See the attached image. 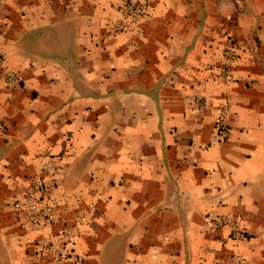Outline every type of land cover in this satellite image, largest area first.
<instances>
[{
	"label": "crops",
	"instance_id": "crops-1",
	"mask_svg": "<svg viewBox=\"0 0 264 264\" xmlns=\"http://www.w3.org/2000/svg\"><path fill=\"white\" fill-rule=\"evenodd\" d=\"M123 1L0 3V264L63 229L66 264H264V0ZM35 175L53 224L12 209Z\"/></svg>",
	"mask_w": 264,
	"mask_h": 264
},
{
	"label": "built area",
	"instance_id": "built-area-1",
	"mask_svg": "<svg viewBox=\"0 0 264 264\" xmlns=\"http://www.w3.org/2000/svg\"><path fill=\"white\" fill-rule=\"evenodd\" d=\"M4 0H0V3ZM123 16L118 19L114 25L115 32L127 30L131 25L139 22L148 16V0H124L122 3ZM228 63L236 60V53L232 48L225 50V58ZM225 61V62H226ZM194 106L201 108L203 102L201 97L194 100ZM229 108L226 104L221 106L216 119L219 136L221 139L228 138V132L224 129L223 119ZM49 167L52 162H48ZM52 189V183L46 178L35 175L28 179V186L20 193L16 194L11 202L12 209L22 215L25 221L32 224L49 225L56 220L53 206L49 204V193ZM211 228L230 227L231 236L239 238L241 231L237 227L234 218L230 215H215L209 219ZM67 231L63 229L57 237L52 239H40L39 246L44 253L50 256L51 264H66L68 253L65 248L67 241ZM230 264H241L239 258L235 257Z\"/></svg>",
	"mask_w": 264,
	"mask_h": 264
}]
</instances>
